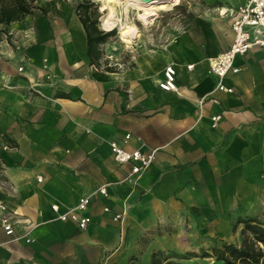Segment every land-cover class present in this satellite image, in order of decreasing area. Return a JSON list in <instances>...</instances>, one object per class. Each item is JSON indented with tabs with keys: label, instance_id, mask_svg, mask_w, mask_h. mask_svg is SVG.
Returning <instances> with one entry per match:
<instances>
[{
	"label": "crops",
	"instance_id": "1",
	"mask_svg": "<svg viewBox=\"0 0 264 264\" xmlns=\"http://www.w3.org/2000/svg\"><path fill=\"white\" fill-rule=\"evenodd\" d=\"M202 1L183 34L124 70L90 60L80 22L51 38L45 26L31 46L0 55V142L9 144L0 150V264H150L264 217V49L236 57L240 72L222 81L233 92L218 91L208 60L233 42L232 19L218 14L244 0ZM167 66L176 91L158 87ZM111 143L154 160L128 180L131 165L114 162ZM103 185L107 196L93 195ZM91 195L78 213L91 219L84 231L51 210Z\"/></svg>",
	"mask_w": 264,
	"mask_h": 264
},
{
	"label": "rangeland",
	"instance_id": "2",
	"mask_svg": "<svg viewBox=\"0 0 264 264\" xmlns=\"http://www.w3.org/2000/svg\"><path fill=\"white\" fill-rule=\"evenodd\" d=\"M176 1L175 6L158 11L157 16L149 18L147 23L137 19V11L134 9H128L127 13H124L121 6L116 8V17L127 27H134L137 31V37L131 44H127L119 38V28L105 31L101 27L100 20L107 15V12L101 10L106 0H36L31 5L33 7L31 15L24 17L19 22H13L14 24L10 23L7 28L5 25L0 24V36L4 44L6 41L8 51L10 49V52H5L0 47V55H15L26 46H31L33 39L40 38L42 35L41 29L45 26L49 30L50 38L54 36V29L59 27L65 30L68 29L70 34L75 33V31L73 32L72 22H74V25L79 24L77 8L84 3L89 5L88 14L91 17L96 16L98 30L103 34H108L105 42L97 46L99 58L104 63H102L101 68L107 65V67L115 66L119 70H124L131 67L133 59L138 54L160 49L175 37L183 34L190 22L198 19L203 6L202 0ZM81 12L82 9H80ZM18 23L22 24L24 29H17L15 25ZM79 25L82 28V25ZM18 72H20L19 69ZM7 148H9L8 143L5 141L0 142V150H6ZM257 218L247 217L244 220H235L229 226L227 232L223 233L224 237L217 233L196 240H187L184 244L176 245L175 249H165L157 252L156 255L160 258V264H214L216 250L221 249L224 245H234L236 247L241 245L243 240L242 231L245 230L248 223L253 222L252 224L264 228V217ZM35 228V226H31V230ZM188 241L190 244L187 243ZM30 242H33V240Z\"/></svg>",
	"mask_w": 264,
	"mask_h": 264
},
{
	"label": "built area",
	"instance_id": "3",
	"mask_svg": "<svg viewBox=\"0 0 264 264\" xmlns=\"http://www.w3.org/2000/svg\"><path fill=\"white\" fill-rule=\"evenodd\" d=\"M219 15L232 19L231 30L233 33V42L230 48L221 52L217 56L208 60L210 73L218 79L217 90L220 92L231 94L233 90L226 88L222 81L229 72L238 73L239 68L234 66V61L238 56H244L252 48L258 47L264 49V0H244L243 4L236 10L219 11ZM190 69V67H188ZM21 71V69H19ZM176 72L172 66H167L163 72V79L159 83L160 90L165 92L176 91ZM220 117L212 118L217 123ZM129 135L125 136L124 141L127 142ZM111 153L114 162L118 165H131V171L128 180L141 174L147 169L154 160V152L150 155H144L139 150L132 152L125 151L117 146L116 143L110 144ZM40 182L41 179L39 178ZM107 196V188L105 185L100 186L93 195ZM92 195L81 198L77 206L73 210L59 213V207L52 205L51 210L57 215V220L63 223L71 222L81 231L86 230L91 225V219L85 216H79L78 213L86 212ZM108 212V208L103 209ZM122 216L117 214L114 221L121 220ZM1 227L6 236L12 237L14 230L9 218H2ZM31 239H27L29 243Z\"/></svg>",
	"mask_w": 264,
	"mask_h": 264
},
{
	"label": "trees",
	"instance_id": "4",
	"mask_svg": "<svg viewBox=\"0 0 264 264\" xmlns=\"http://www.w3.org/2000/svg\"><path fill=\"white\" fill-rule=\"evenodd\" d=\"M36 0H0V24L8 26L31 15ZM80 9L82 12L80 13ZM87 42V54L92 62L97 61V46L103 44L108 34L97 28L96 16L88 14L89 5L81 4L77 8ZM93 16V15H92ZM248 223L242 231L243 240L240 246L224 245L216 250L214 264H264V228ZM150 264H160V258L154 254Z\"/></svg>",
	"mask_w": 264,
	"mask_h": 264
},
{
	"label": "bare ground",
	"instance_id": "5",
	"mask_svg": "<svg viewBox=\"0 0 264 264\" xmlns=\"http://www.w3.org/2000/svg\"><path fill=\"white\" fill-rule=\"evenodd\" d=\"M176 3V0H106L101 10L107 12V15L101 18V27L105 31L119 28V38L124 43L131 44L137 37V31L134 27H127L116 17V8L121 6L124 13H127L126 11L128 9H134L137 11V19L143 23H147L149 18L157 16L158 11L166 10L170 6H175Z\"/></svg>",
	"mask_w": 264,
	"mask_h": 264
}]
</instances>
